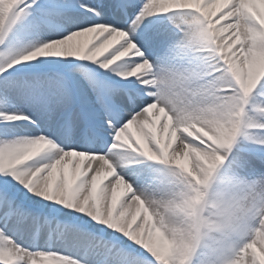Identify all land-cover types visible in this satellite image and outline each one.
<instances>
[{
    "label": "snow or ice",
    "instance_id": "obj_1",
    "mask_svg": "<svg viewBox=\"0 0 264 264\" xmlns=\"http://www.w3.org/2000/svg\"><path fill=\"white\" fill-rule=\"evenodd\" d=\"M208 42L211 57L193 54ZM209 60L264 111V0H0V264H182L136 202L149 170L121 155L129 170L113 175L103 160L174 149L152 69L204 80ZM176 155L190 163L188 147ZM233 164L264 174V127ZM237 264H264V245Z\"/></svg>",
    "mask_w": 264,
    "mask_h": 264
},
{
    "label": "clouds",
    "instance_id": "obj_2",
    "mask_svg": "<svg viewBox=\"0 0 264 264\" xmlns=\"http://www.w3.org/2000/svg\"><path fill=\"white\" fill-rule=\"evenodd\" d=\"M212 47L195 43L192 51L211 57ZM152 72L157 92L167 86V97L156 99L178 121L179 143L154 156L131 148L104 159L105 170L127 172L121 155L133 161L131 168L149 170L135 189L136 202L162 244L187 250L182 264H237L250 243L264 245V174L233 164L236 145L264 127V111H252L230 74H215L210 60L204 80L193 79L190 65L156 66ZM205 133L209 142L193 145ZM186 147L190 163H176Z\"/></svg>",
    "mask_w": 264,
    "mask_h": 264
},
{
    "label": "bare ground",
    "instance_id": "obj_3",
    "mask_svg": "<svg viewBox=\"0 0 264 264\" xmlns=\"http://www.w3.org/2000/svg\"><path fill=\"white\" fill-rule=\"evenodd\" d=\"M91 38H92V34H90L88 37L84 38V40L91 39ZM67 170H68L69 172L71 171V165H68Z\"/></svg>",
    "mask_w": 264,
    "mask_h": 264
}]
</instances>
